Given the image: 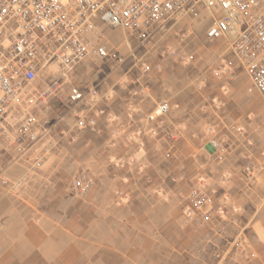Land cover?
I'll list each match as a JSON object with an SVG mask.
<instances>
[{"label":"crops","instance_id":"obj_1","mask_svg":"<svg viewBox=\"0 0 264 264\" xmlns=\"http://www.w3.org/2000/svg\"><path fill=\"white\" fill-rule=\"evenodd\" d=\"M140 56L134 55L143 58ZM94 61L92 57L77 68L83 66L88 70ZM145 62L151 66L148 72L142 66H136L134 71L131 66L106 71L97 81L81 87L86 99L92 102L73 104L83 107L95 121L93 132L83 133L89 140L86 150L92 155L102 154L104 161L101 166L96 165L102 171L101 180L97 179L100 172L92 168L96 184L85 201L69 195L55 200L71 205L65 210L71 219V231L60 227L48 235L45 224L41 227L29 222L18 226L22 231L14 238L13 220L23 219V214L9 209L8 197L0 196V264H250L232 252L230 241L234 231L229 221L189 220L184 214L187 196L192 191L190 182L197 183L199 176L203 178L201 185L205 183L204 189L214 196L216 207L226 208L229 220L244 224L239 213L230 207L243 205L247 199L237 196L231 184L222 181L220 172L232 171V161L236 163L251 153L244 145L249 135L243 137L228 131L233 135V145L225 142L222 135L200 141L203 115L208 113L215 122L219 111L199 98L200 89L196 92L185 83L168 80V74L156 69L154 57ZM65 99L68 102L67 96ZM160 102L169 104L168 113L149 123L148 114ZM232 102L226 99L219 109L221 114L231 115L233 108L247 111L248 106L241 108ZM45 121L53 122L51 126L63 132L65 138L70 136L65 130L76 125L63 115L54 121L46 116ZM48 124V133L56 132L54 128L50 131ZM221 124L219 127L225 130L227 125L223 121ZM150 129L155 130L153 135L148 133ZM77 132L74 130L73 134ZM210 139L219 147L213 148ZM132 159L137 162L130 163ZM5 169L12 170L10 165ZM191 171L197 172L196 177L190 175ZM145 173L150 178H139ZM192 177L195 179L191 180ZM247 185L240 184V191L246 190ZM33 187L29 178L20 194H33ZM38 188L41 189L40 185ZM222 194L227 198L223 199ZM38 200L45 202L43 198ZM218 226L226 230L225 238L216 235ZM215 253H220L221 259Z\"/></svg>","mask_w":264,"mask_h":264},{"label":"rangeland","instance_id":"obj_2","mask_svg":"<svg viewBox=\"0 0 264 264\" xmlns=\"http://www.w3.org/2000/svg\"><path fill=\"white\" fill-rule=\"evenodd\" d=\"M208 26V22L203 23L185 17L178 22L169 24L151 43L142 44L137 40H129L130 48L125 43L126 34L124 32L109 30L111 33L108 34V30H105L106 39H101V41L108 45L112 53L120 54L124 58V62L117 64L112 62L111 58L101 60L93 57L96 60L95 64H91L87 68L88 70L86 67L77 68V66L91 58H86L64 74H61L60 68L57 66L50 68L52 73L46 76L60 78L62 85L57 95L50 98L55 101L49 102L50 99H48L35 111L38 121L45 127L46 134L33 147H28V144L17 138L16 135L12 142L0 139L1 173L2 178L7 181L6 185L0 183V196L8 197L9 209L23 214V219L17 217L13 220L15 229L12 235L14 238H17L22 231L18 226L29 224V222L41 227L45 224L43 228H46L48 235L52 230L60 227L71 231L72 228L69 226L71 219L65 214V210H69L71 205L60 201L56 202V198L60 195H69L79 201H85L86 196H89L95 188L96 182L92 168H95V172H97L96 167L101 166L104 156L100 153L92 155L91 152V154L87 152L86 146L89 140L83 136V133L93 132L95 126L82 128L77 125V118L84 113V109L83 107H73V104L66 101L69 87L84 88L89 83L97 81V78L104 75L106 71H121L124 68L128 69V66L133 67L132 71L137 68L136 66H142V69L148 72L151 66L145 60L154 57L156 69L168 74V80L185 83L196 92L200 89L199 98L210 102L213 104V108L217 112L219 111V118L215 122L209 118L208 113L203 115V128L199 130L200 141L203 140L204 143L210 136H214L213 139H216L222 135L225 142L232 144L231 136L233 135L228 131L242 134L243 137L249 135L245 138L244 145L251 153L242 157L241 160L235 161L236 163L232 161L234 165H231V168L233 170L229 172L223 170L220 172V176L225 184L228 182L231 184L232 191L236 192L237 196L241 195L247 199V203L243 205L230 207L232 210H236L242 218L244 224L240 220L235 222L244 229L246 241L241 248L233 249L232 252L237 253L239 260L250 262V264H264V170L254 174L253 177H248L243 171L244 165L249 162L264 166V102L239 67L238 61L229 48V43L226 40H206L205 31ZM134 55H142L143 58L139 59ZM96 62H100V64H96ZM144 93H148V90H145ZM133 94L135 96L136 93L133 92ZM226 99L233 101V104H237L241 108L248 106L247 111L243 113L240 108V110L233 108L231 115L224 116L225 114H221L220 110ZM50 103H53V106L48 107L47 105ZM62 115L76 123L71 130L68 128L65 130L70 133L67 138L63 137V132L61 133L59 129L56 130L51 126L53 122L48 124L45 121L46 116L54 121ZM221 121L227 125V131H225L226 129L222 130L223 127L222 129L219 127L222 125ZM46 124L51 126L50 131L54 128L56 132L48 133ZM247 124L250 126L247 127ZM74 130L78 132L73 134ZM148 133L153 135L155 130L150 129ZM211 141L212 139H210ZM37 161L40 162V166L34 167V163ZM129 162L135 164L137 161L132 159ZM9 165L12 169L10 171L5 169ZM99 172L97 179L101 180L99 176L102 171ZM196 173V171H191L190 175ZM142 177L150 178L146 173L139 176V178ZM195 177H192L191 180H194ZM29 178L32 179L34 192L26 196L21 195V188ZM196 181L197 183L194 184L190 182L192 191L197 188H205L203 187L205 183L201 185L203 178L198 176ZM244 182L249 185L246 190L241 192L239 185ZM83 183L88 184L86 191H81L79 188ZM38 185H40V190ZM115 194L117 196V191ZM28 195H31L29 199ZM222 196L223 199L227 198L226 194H222ZM39 198L41 200L43 198L45 202H38ZM185 210L186 208H184V214ZM38 216L40 219L36 218ZM217 254L219 253H215V257Z\"/></svg>","mask_w":264,"mask_h":264},{"label":"built area","instance_id":"obj_3","mask_svg":"<svg viewBox=\"0 0 264 264\" xmlns=\"http://www.w3.org/2000/svg\"><path fill=\"white\" fill-rule=\"evenodd\" d=\"M185 17L209 23L206 40L229 43L264 102V0H0V139L12 142L16 135L33 147L46 134L35 111L60 91V78L46 76L52 66L64 74L86 58L124 62L101 41L106 39L105 30L124 32L130 48L129 40L151 43L169 24ZM67 100L91 102L78 86L69 87ZM169 109L168 103H157L147 120L156 121ZM77 125L93 128L95 121L84 112ZM210 145L219 147L215 140ZM263 170V165L251 162L245 167L248 177ZM1 172L0 166V183L6 185ZM80 186L81 191L88 189L86 183ZM185 215L189 220L229 221L232 249L245 242L244 229L229 220L227 209L216 207L214 196L202 188L189 195ZM215 233L226 236L223 227ZM216 257L221 259V254Z\"/></svg>","mask_w":264,"mask_h":264}]
</instances>
